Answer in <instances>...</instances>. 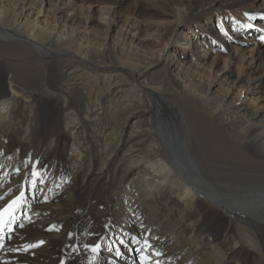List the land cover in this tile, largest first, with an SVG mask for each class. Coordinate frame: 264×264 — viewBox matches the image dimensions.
Here are the masks:
<instances>
[{"label":"bare ground","instance_id":"6f19581e","mask_svg":"<svg viewBox=\"0 0 264 264\" xmlns=\"http://www.w3.org/2000/svg\"><path fill=\"white\" fill-rule=\"evenodd\" d=\"M225 1L0 0V264H132L121 252L133 249L135 264H246L248 256L264 264V109L241 97L264 79V29L249 11L253 0L230 6L255 44L249 63H234L242 49L225 46L211 25L216 17L229 31ZM117 7L132 22L117 25L120 40L109 35ZM138 16L158 25L146 42L133 29ZM184 30L208 48L188 49ZM99 54L104 60L92 63ZM231 62L237 74L227 94L217 93ZM159 65L163 74L150 77ZM153 100L176 107L188 143L175 144L172 119L163 134L154 130ZM11 175L18 190L10 196ZM115 179L118 195L100 214L104 238L93 195Z\"/></svg>","mask_w":264,"mask_h":264},{"label":"rangeland","instance_id":"374dc122","mask_svg":"<svg viewBox=\"0 0 264 264\" xmlns=\"http://www.w3.org/2000/svg\"><path fill=\"white\" fill-rule=\"evenodd\" d=\"M26 1L30 2V1H37V0H19L18 2L14 1V0H6V2H8V3L12 4V5L17 3L19 6L22 5V2L25 3ZM75 1H77V0H75ZM134 1L135 0H128V2H126V4L130 5ZM143 1H146V0H143ZM238 1H241V0H226L225 1L226 3H224V5L222 6L223 9L221 10L222 11L221 16L223 17L222 18L223 21L226 22L227 29L229 31H227L225 33L219 31L220 24H218V20H217L216 17H214L213 20L211 21V25L213 26V28H215V35H219L221 37V39L224 42L225 46H230V45L236 44L238 47H240L242 49L239 52V54L237 55L238 59L233 60V62L235 63L237 60H242L244 62V60H245L246 61L245 64H246L247 62L249 63L250 51H251V48H253L255 44H254L253 41L249 40V37H251L252 35L244 36V35H247L248 31H249V28L246 26V23L244 21H239V20L235 21V19H232V18H234V15H236V13H234L235 10H233L230 6H232L234 8L240 7L241 6L240 3H235V2H238ZM247 3H249V5H248V7L250 8L249 11H252L253 14H255L254 24L259 25V26H261V28L264 29V0H253L251 2L247 1ZM75 4H77V2H75ZM86 4H88V2ZM26 6H29V5H26ZM96 7H94L95 9L94 8H89L91 10V14H93L94 16H97V14H98L97 11H96ZM71 8H75L76 10L80 9V7H72V6H71ZM19 9H20V7H19ZM116 9L117 10H116V13H115L114 16L116 17L115 20L118 21V22H117V24L115 26L114 31H112L109 35L113 36L114 38H116V40L117 39L120 40V38H118V36L115 33V31L117 30V25L123 26L126 29L129 26L128 24H131L132 22L131 21H129V22L125 21V16L126 15L124 13H120L121 11H123L122 7H119V8L117 7ZM159 20H160V18H158V21ZM135 22H137V23H133V29L138 31L137 34H138L139 38L143 39L145 42H146V38H148V37L150 38L151 36L157 35L158 31H156V30L158 29V27H156V26H158V25H154V24L153 25H148V23L146 24V19L143 18V17H140V16H138L135 19ZM80 30H83V29L81 28ZM239 31H241V32H239ZM261 32H262V30H261ZM182 33H183V35H182L181 43L185 44V46L189 47L188 49H193L195 53H199L200 54L201 53L200 50L202 49V46H204L205 48H208L207 47L208 44H207L206 40H204L205 42L203 43L202 40L199 39V42L201 41L202 43H201V45L199 43V47L198 46L195 47L197 42L195 41L196 39L193 37V35L190 34V32L187 31V30L182 31ZM103 34H106V32L103 31ZM240 35H243V36H240ZM252 38H253V36H252ZM261 40L262 41H261L260 48H262L264 50V38L261 37ZM111 47H116V46L112 45ZM115 49H117V48H115ZM188 49H187V55L190 57V54H192V51H189ZM117 50H116L115 57L118 58L119 54H118ZM153 53H154V56L153 55L152 56L154 58H152V60L155 59V55H156L155 50H154ZM212 53H216V51L212 50ZM227 54H228V52L225 49L221 50L220 57L217 58V61L219 62V65L215 66L216 70H219V68H220V66H222V64H226V63H223V59L226 58L225 56H227ZM128 57H129V59H134V56H128ZM119 58H122V55H120ZM103 60H104L103 59V55H101V54L91 58L92 63H98V62H101ZM204 61H205V65L206 66L210 65L208 59H205ZM142 62H144V61H142ZM233 62H231V70L229 71V74H228L229 76H226V77L216 81L217 84L215 85L214 89L217 91V93L218 92L221 93V94H227L228 93L227 88H225V87H227L228 84L231 85L230 82L233 81L234 77L237 74V71L235 70L236 64H234ZM146 64H148V63H146ZM141 67L143 69L144 65H142ZM164 70H165L164 67L159 65L158 67H156V68H154L152 70L153 71L152 72L153 75L152 76L150 75V77L156 78L158 76H161L163 74ZM255 71L257 72L256 74H261L262 73V65H258V67H257V69ZM262 74H263V78H264V72ZM227 82H229V83H227ZM235 84L236 83H234V85ZM241 85L243 87L241 89H244L245 84L241 83ZM238 89L239 88L237 87V85H235V87L233 86V92L234 93L236 91H238ZM242 91L243 92H241V97L244 96V94H245L244 98H245V102L247 103V105H249L250 107H254V101H256V104L258 106H261L262 109H264V79L261 82L260 86L258 88H252L250 93H248V92L246 93L245 92L246 90H242ZM153 107H155V109H154L155 114H154V116H152V122L155 125V129L154 130L157 133L163 134L164 131L166 132V128H165L166 124L168 122H172V120H173L175 122V127H177V132L179 134L178 137L174 136L173 141H175V144H176V142H177V144H178V142H180V143L181 142H184V143L187 142L188 143L189 139H188V136H187L186 132L183 131L182 128H181L182 120L179 117L178 112L176 111V107L170 105L166 101L160 102V103H156L154 100H153ZM166 107L167 108L169 107L175 113L170 114V112L167 111ZM168 132H170V131H168ZM170 134H171V132H170ZM64 139L68 143L69 139L66 136H65ZM67 153L68 152L66 151L65 152V156H67ZM59 155H60L59 150L54 153L55 157L56 156L58 157ZM68 172H69V170H68ZM14 180H15V176H14V179H13V175H11V176H9V178L4 183V185H9V184L12 183V186L9 188L8 195H10V194L13 195L18 190L17 182H16V180L14 182ZM115 180H116V182L114 183L115 187L113 185V188L105 189V187H104V189H102V185H96L95 186L96 194H95V196L93 195V197H94L93 198V202H94L93 204H94V212H95L94 213L95 227H96V230L98 231L97 234L98 235L101 234L100 237H104V238L106 236V234H105V224H104V220L100 217V214H105L106 213L105 211H103V209H104V206L106 208L107 198H112L113 200H115L117 195H118V191L115 189L116 185H117V179H115ZM26 181H27L26 185H27V187H29V185H30L29 179H27ZM262 183H264V180L262 181ZM100 186H101V189H100ZM263 187H264V185H263ZM85 190L87 191V189H85ZM136 194H132L130 196L133 199V201L134 200H138V202L142 201L143 199L142 198H137ZM33 197H32V199H33ZM27 198H29V197H27ZM85 198H86V194H85V191H84L83 196H82V202L85 200ZM107 203H108V201H107ZM135 203H136V201H135ZM27 209H28L27 207H25V208L22 207L21 210H20L21 214L22 215L26 214V216H28L29 215V211ZM107 210H109V209L107 208ZM107 216H109V215H107ZM131 230L132 229H130V230H128L126 232V234L129 233V235H127V237L125 238V239H127L128 243H129V237H131L130 236V233L132 232ZM114 246L115 245L113 243L112 245L109 246V249H111V247L114 248ZM125 246L128 249V245L126 244ZM117 251L119 252V250H117ZM135 252H136V250L133 249L132 253L130 252V254L127 253V250H126V252H124V251L121 252V254H122V257L126 261H128L127 258H129L131 263L135 264L137 262V260L135 259L136 258L135 257ZM89 255H94V254L90 253ZM104 255H105V253H104ZM252 255H257V254H256V252H255V254H254V252H252ZM245 262H246V264H254V259H252L251 256H248L247 259H245Z\"/></svg>","mask_w":264,"mask_h":264},{"label":"snow or ice","instance_id":"6c2138e0","mask_svg":"<svg viewBox=\"0 0 264 264\" xmlns=\"http://www.w3.org/2000/svg\"><path fill=\"white\" fill-rule=\"evenodd\" d=\"M33 175H36V173H33ZM21 196H23V193H21ZM13 203H16V202L13 201ZM21 226H23V225H21ZM2 229H3V221L0 220V230H2ZM0 247H2V245H0ZM30 247H36V245H30ZM92 251L95 252L96 248H93ZM153 255H157L158 256V255H160V253L156 252V253H153Z\"/></svg>","mask_w":264,"mask_h":264}]
</instances>
